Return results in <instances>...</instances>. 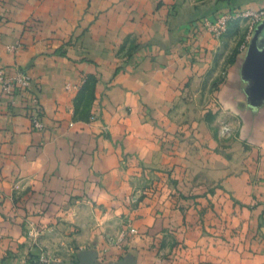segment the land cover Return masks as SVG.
Here are the masks:
<instances>
[{
  "label": "crops",
  "instance_id": "crops-1",
  "mask_svg": "<svg viewBox=\"0 0 264 264\" xmlns=\"http://www.w3.org/2000/svg\"><path fill=\"white\" fill-rule=\"evenodd\" d=\"M121 1L0 0V67L10 74L26 72L32 78L26 92L0 90V264H30L32 247L23 234L26 225L59 224L61 219H67L68 227L82 226L78 234L68 232L65 238L68 246L62 251V261L68 264H78L76 258L82 253L89 264H158L145 245L158 239L167 226L188 244L174 264H264V95L258 97L260 106L245 105L239 111L244 116L242 133L250 141L247 156L239 161L245 163L242 168L233 170L231 163L237 155L223 158L215 149L218 141L204 139L203 132L191 139L196 144L193 154L194 145L189 146L185 136L175 152L168 150L159 133L172 124L145 122L141 101L151 103L155 116L171 114L169 109L178 98L174 84L190 77L192 83L199 82L205 76L196 75L195 65L188 63L186 45L199 48L206 60L219 40L205 31L196 35L190 31L192 20L200 14L198 6L170 0L179 4L137 14L131 26L140 47L121 66L112 56L114 44H119L126 31ZM249 3L229 0L218 5L216 13L238 6L250 9ZM70 36H75V44L63 45ZM236 37L241 39V32ZM17 40L21 46L9 50ZM62 45L66 53H56ZM249 45L240 48L228 79L251 89L256 77L247 69ZM85 55L87 60L82 59ZM91 74L96 75L95 83L88 81ZM33 96L40 107L42 129H34L29 118ZM205 142L212 149L202 147ZM193 155L200 163L198 169H211L212 178L224 183L232 224L241 229L231 239L243 240V247L235 245L224 252L216 241L210 251L211 245L192 247L204 244V237L184 228L169 204L163 206L162 216L151 211L154 204L138 207L135 225L144 234H124L125 228L117 225L130 193L121 168L123 158L136 157L152 165L175 161L184 168L192 163ZM221 193L214 194L213 200L220 201L217 194ZM91 199L96 207L86 223L84 212ZM169 251L164 252L166 256Z\"/></svg>",
  "mask_w": 264,
  "mask_h": 264
},
{
  "label": "rangeland",
  "instance_id": "rangeland-1",
  "mask_svg": "<svg viewBox=\"0 0 264 264\" xmlns=\"http://www.w3.org/2000/svg\"><path fill=\"white\" fill-rule=\"evenodd\" d=\"M178 1H187L199 8L198 11L200 14H198L197 18L192 20L190 31L193 35L204 31L212 35V33L206 29L204 23L214 22L222 15L226 16L227 19L221 34L218 38L215 37V39L219 40V46L217 45L216 48L211 49V54L208 55V59L204 60V55L202 56L199 54V48L197 49L192 44L186 45V50L184 51L185 57H187L188 63L191 62L190 64H192V66L195 65L197 70L195 73L196 75L199 74V77L205 75L202 80L192 83L190 77L187 81L178 83L177 85L174 84V94H176L178 98L173 100V105L169 109L171 114L169 115L155 116L150 111V109L153 108L150 105L151 103L142 100L140 108L144 116V121L150 124L159 123L164 125L166 123L167 126L172 124L171 129H163L159 133L162 142L168 145V150L175 149L178 142L182 140V136H185L189 138L188 145H194L191 147V154H193L196 144L191 139L196 138L198 132H203L204 139H215L218 141V143L215 144V149L221 153L223 158L227 157L228 159H232L234 158L232 154L237 155V161L235 160L232 162L231 166L233 170H238L245 165L244 161H239L242 156H247L244 154L248 151L249 148H247V146L250 144V141L242 133L244 116L239 113V111H241L245 105L253 106L254 108L260 105L259 100L251 102L249 87L247 88L246 85L241 86L238 82L233 83L229 81L228 74L230 72L232 73L230 68L236 60V55L241 51L240 45L242 43L250 44L257 26L264 20V16L256 19L254 15V13H256L258 16V12L264 10V0H238L241 2L251 1L252 3L246 6H251V8L241 9V7L238 6L239 9L233 11L226 10L219 13H216L219 10L218 5L222 6V3H225L227 0ZM169 4L172 5L173 2H170V0L121 1V5L123 6L122 10L125 15L126 31L123 38L120 39L119 44H114L112 56L114 59H117L115 61L120 62L122 66L130 60L133 53L140 47V44L137 42V35L131 26L136 20L137 14L145 10L149 12L162 5L169 6ZM112 6L113 4L109 5V10ZM247 12H252L253 14L247 15ZM240 32L242 38L239 40L238 37L234 38V36L238 35ZM249 34L250 38L246 41ZM75 41V36H70L64 41L63 45L71 46L75 44ZM16 42L21 46L19 40L15 41L12 45H15ZM63 45L56 49V53H66V50L62 49ZM82 59L87 60V56H83ZM204 61L209 64L205 68L200 65ZM199 71L202 72L199 73ZM233 72L236 74L235 77L238 78V71H234L233 69ZM91 76L93 78H89L88 81L94 80L93 83H95L96 75L91 74ZM85 82L83 84H85ZM197 91L200 93L196 96ZM93 92L86 94H90L89 97H94ZM30 114L29 112V118L31 117ZM93 117L94 114H91L89 118L93 119ZM201 146L206 150L212 149L209 142H205L201 144ZM206 150L205 154H207ZM175 151L176 150H173V152ZM173 152L172 155L175 154ZM194 158L193 155L191 157L192 163L184 168H181V164L175 161L172 165H152L140 159H136V157L123 158L124 161L121 163V168L126 173V180H128L129 183L130 193L124 201L127 210L124 214L122 213L121 216H119L120 221L117 225L121 224L120 228H125V234H127L126 225L128 222H131V224L137 228V233L130 236L134 237L144 234L141 233L135 225V209L140 206L148 207L154 204L151 211L154 212V214L160 213L162 216L164 211L163 206L169 204L174 210V214L182 220L184 228L197 231L198 234L204 237V244L195 243L192 247H197V245H211L207 248V251H210L211 249L209 248H212V246H214V241H216V245L220 246L222 251L225 252L233 249L235 245H243V240L235 243L231 239L235 234H241V229L238 225L232 224L229 208L226 204L230 201V197L224 194V192L227 193L224 183L212 178L211 169L206 172L198 169L197 166H200V163H197ZM188 172L190 173L188 174ZM219 190L222 191L220 195L217 194L220 201L213 200L214 194ZM223 197L225 199H223ZM84 202L86 201L80 200V203L84 204ZM92 204L95 205V202L91 199V204H89L88 209L84 212V216H87L85 220L86 223L92 219L91 215L95 211L96 206ZM99 210L104 213V204L99 205ZM67 223H69L67 219H61L59 224L50 223L46 225H37L33 222H29L26 225L23 234L26 240L30 241L29 249L32 247L28 253V261H30V264H41V257L46 258L49 264H68V262L62 261L64 257L62 251L68 246L65 238L68 232L78 234L82 226L80 227L79 225L72 224L71 227H68L66 225ZM176 231L177 230L167 226L163 229V233L161 232L162 235L156 237L158 239L151 240L152 243H147L145 245L146 249H152L151 255L156 257L155 262L158 264H164V259H167L165 264H168V260L169 264H174L173 260L177 259V255L181 254L183 251H187L188 244L176 238ZM168 248L170 249L168 252L169 256H166L164 252H167ZM77 249L82 251L80 248ZM83 255L85 254L82 253V255L77 256L76 262L79 263L84 261L85 259L82 260ZM60 258L61 260H59ZM206 260L202 262L209 263ZM150 261L152 262V260Z\"/></svg>",
  "mask_w": 264,
  "mask_h": 264
},
{
  "label": "built area",
  "instance_id": "built-area-1",
  "mask_svg": "<svg viewBox=\"0 0 264 264\" xmlns=\"http://www.w3.org/2000/svg\"><path fill=\"white\" fill-rule=\"evenodd\" d=\"M258 16L256 13H254L256 19L261 18L264 16V10L258 12ZM247 15L253 14L252 12H247ZM227 17L226 16H220L216 21L214 22H206L204 23V26L206 29L212 33L214 38H218L219 35L221 34L225 22H226ZM250 38V34L247 36L246 41ZM245 43H242L240 45V48L243 49L245 47ZM20 47V45L16 42L15 45H11L8 49L13 51L16 50ZM32 85V78L30 77L29 74L26 72H15L13 74H10L6 72L2 67H0V90L5 92V93H13V92H26L27 90L30 89ZM68 88L69 85H66ZM33 106L30 110V118L32 122V126L35 129H42L43 128V123L41 120V115H40V107L37 102V97L33 96L31 98ZM126 230L127 234L132 235L137 233V228L134 227L131 222H128L126 225ZM125 234V233H124ZM41 264H49L46 258L41 257L40 258Z\"/></svg>",
  "mask_w": 264,
  "mask_h": 264
},
{
  "label": "water",
  "instance_id": "water-1",
  "mask_svg": "<svg viewBox=\"0 0 264 264\" xmlns=\"http://www.w3.org/2000/svg\"><path fill=\"white\" fill-rule=\"evenodd\" d=\"M249 74L256 77V83L250 89L251 101L259 100L258 97L264 95V20L257 26L249 45ZM78 264H89L83 255ZM59 264V263H52Z\"/></svg>",
  "mask_w": 264,
  "mask_h": 264
},
{
  "label": "trees",
  "instance_id": "trees-1",
  "mask_svg": "<svg viewBox=\"0 0 264 264\" xmlns=\"http://www.w3.org/2000/svg\"><path fill=\"white\" fill-rule=\"evenodd\" d=\"M229 0H227V2H228ZM226 2V1H225Z\"/></svg>",
  "mask_w": 264,
  "mask_h": 264
}]
</instances>
